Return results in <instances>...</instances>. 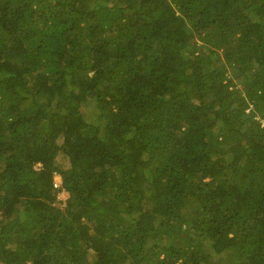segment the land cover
<instances>
[{"label": "trees", "instance_id": "16d2710c", "mask_svg": "<svg viewBox=\"0 0 264 264\" xmlns=\"http://www.w3.org/2000/svg\"><path fill=\"white\" fill-rule=\"evenodd\" d=\"M0 264H264V0H0Z\"/></svg>", "mask_w": 264, "mask_h": 264}, {"label": "rangeland", "instance_id": "374dc122", "mask_svg": "<svg viewBox=\"0 0 264 264\" xmlns=\"http://www.w3.org/2000/svg\"><path fill=\"white\" fill-rule=\"evenodd\" d=\"M68 160H64L63 158H59V166L62 168V167H67L68 163H67ZM59 176H56V181H60L59 180ZM69 197V194L65 191H62L58 194V197L57 199L58 200H61L63 202H65Z\"/></svg>", "mask_w": 264, "mask_h": 264}, {"label": "built area", "instance_id": "2783aa9c", "mask_svg": "<svg viewBox=\"0 0 264 264\" xmlns=\"http://www.w3.org/2000/svg\"><path fill=\"white\" fill-rule=\"evenodd\" d=\"M58 184H59V181L56 183L55 187H57V186H58Z\"/></svg>", "mask_w": 264, "mask_h": 264}]
</instances>
